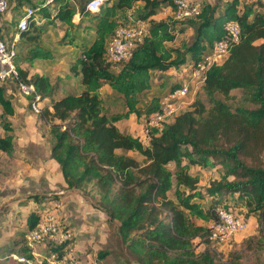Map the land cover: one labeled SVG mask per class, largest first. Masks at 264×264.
<instances>
[{
  "label": "trees",
  "instance_id": "1",
  "mask_svg": "<svg viewBox=\"0 0 264 264\" xmlns=\"http://www.w3.org/2000/svg\"><path fill=\"white\" fill-rule=\"evenodd\" d=\"M88 1L42 0L38 8L43 11L44 26L30 20L20 36L15 87L16 82L32 85L40 103L55 95L56 87L47 76H28L20 66L54 59L55 54L41 44L44 27L58 21L65 27L66 39L74 27V15L87 13ZM136 2L142 7L135 22L145 23L147 34L127 61L111 63L104 56L105 43L117 26L127 24L117 19V13L131 10ZM48 5L54 8L52 15ZM162 6L173 11L174 0H108L91 13V41L70 67V73L79 76L80 92L40 106V119L48 125L52 141L49 159L58 165L66 189L91 187L95 209L117 223V236L136 264H243L248 257L252 264H264V3L216 0L200 6L192 18L152 19ZM227 22L238 24V40L229 46L226 59L208 70L201 86L203 100L195 99L190 110L147 134L146 143L115 126L131 115L143 121L158 111L159 96H153L143 109L138 106V96L153 87L152 73L198 62L214 42L224 38ZM188 28L193 37L185 49L168 46ZM103 85L122 100L121 114L105 112ZM179 86L177 82L170 89ZM5 88H0L2 119L14 115ZM25 98L30 108L32 96ZM1 126L6 134L0 138V151L11 154V126L7 121ZM192 167L215 170L218 176L202 183L200 174L190 171ZM43 199L31 195L25 201ZM221 208L236 211L242 218L254 216L259 222V237L244 238L225 257L209 239L210 225ZM37 220L38 213L27 215L23 238L1 258L30 257L24 235ZM106 254L100 251L96 259Z\"/></svg>",
  "mask_w": 264,
  "mask_h": 264
},
{
  "label": "rangeland",
  "instance_id": "2",
  "mask_svg": "<svg viewBox=\"0 0 264 264\" xmlns=\"http://www.w3.org/2000/svg\"><path fill=\"white\" fill-rule=\"evenodd\" d=\"M6 1L8 9L4 13L6 15L4 23L9 25L14 23L15 19L22 13L23 8L28 6L40 7L42 3V0H24L19 6L17 0ZM240 1L246 3L250 0ZM215 2L216 0H193V3L199 7L205 3L214 4ZM262 2L264 3V0ZM141 7L142 5L136 2L131 10L119 11L117 19L126 21L128 24L133 23ZM46 10L51 15L54 13V8L50 5L46 7ZM42 12L40 10L38 15H41ZM170 18H172V10L168 6H162L152 17L156 21ZM39 22L43 27L45 23L43 21ZM73 23L74 27L70 29V36L66 39H63L65 27L58 21L44 27L41 44L46 49L54 52V59L45 62L36 61L33 66H20L21 69L27 70L29 76L32 74L47 76L56 87L54 96L43 98L39 104L42 108L50 105L53 100L58 99L60 96L77 94L81 90L79 76L72 75L70 67L79 55L81 48L91 41L94 23L89 13L73 17ZM8 30H10V26H8ZM192 37V29L188 28L181 34L177 33L174 42L168 44V46L183 50L191 43ZM188 67V65H183L177 69H170L163 74L152 73L151 82L153 87L138 96L139 108L143 109L153 96H159L161 100L170 92V88L175 83L188 82L190 78ZM186 69L187 71H185ZM100 93L106 113L121 114L124 111L122 100L115 93L105 86L101 87ZM231 94L236 95V98H238L237 92ZM5 95L13 101L15 106H18L19 101L21 103L20 110L13 122L8 121V117L2 119L0 112V138L6 134L1 126L5 121L9 122L13 135L12 153L6 154L0 151V256L8 251L12 243L23 238L25 232L24 221L29 212L38 213L42 206L49 207L47 202H57L60 213L59 215L55 213L59 217L57 221L61 223L60 225H64L63 228L70 231V240L67 242V255L76 258L82 264H136L117 236V223L107 221L106 215L95 209L94 202L91 199L95 198L96 195L91 187L68 190L59 186V182L56 180L58 174H60L59 169L48 162L49 149L52 144L48 133V125L40 119V114H34L30 110L25 102L26 98L17 91L12 82L5 88ZM197 98L204 99L201 87L191 83L185 105L178 112L183 113L190 110L192 102ZM236 101L237 99L234 102L229 101V103L234 104ZM131 117V121L129 119L125 123L124 130L133 135H139L142 142L146 143L147 134H145L143 121ZM137 159L140 160L139 157ZM168 168L172 170L174 165L170 164ZM190 171L199 173L202 183L218 176L217 171L210 169L200 170L197 167H192ZM7 195L11 197H7ZM31 195H40L44 199L40 203L25 201ZM169 196H172V192L169 193ZM18 201L20 202L18 203ZM14 203L17 205L15 206ZM258 226L259 222L257 220L254 227L255 233L250 238L257 239L259 237ZM200 249L198 248V250ZM100 251H105L107 254L103 259L98 260L96 256ZM227 253V249H224L221 254L225 257ZM248 259L247 262L243 261V264L253 263L254 260L251 257H248ZM0 264L23 263L9 255L6 259L0 257Z\"/></svg>",
  "mask_w": 264,
  "mask_h": 264
},
{
  "label": "built area",
  "instance_id": "3",
  "mask_svg": "<svg viewBox=\"0 0 264 264\" xmlns=\"http://www.w3.org/2000/svg\"><path fill=\"white\" fill-rule=\"evenodd\" d=\"M51 0H47L50 2ZM108 0H89L85 11L89 14L98 11L107 4ZM175 9L172 11V18L177 21L185 18H192L199 12V6L193 0H174ZM6 0H0V88L9 83L15 84L17 69L15 58L17 56V45L21 33L29 28L30 20L40 23L41 16L37 7H26L17 17L15 26L9 36L4 37L1 29V16L7 11ZM39 18V20H38ZM147 34L143 22H133L117 26L112 36L104 46V56L111 63L127 61L137 44ZM239 27L235 22H227L224 25V38L213 43L210 51L202 58L188 67L190 78L188 82L180 84L174 90H170L165 97L159 101V110L150 114L143 120L145 134L153 131H160L164 124L169 123L185 105L188 98L189 86L195 83L196 86H203L208 70L216 64H221L228 55L229 46L237 42ZM187 71V69L185 70ZM17 91L24 97H31L30 110L39 114L40 98L32 85L16 82ZM49 207L42 206L38 212L36 225L25 233V246L29 250V258L20 255H11L13 259L23 264H82L76 258L67 255V242L70 240L69 229L58 220L59 204L49 203ZM57 215H56V214ZM245 229V222L241 216L227 209H219L217 220L210 225L209 239L215 242L218 253L228 249L233 237ZM60 246V247H59ZM55 247L56 251L51 250ZM50 255V256H49ZM44 259V260H43Z\"/></svg>",
  "mask_w": 264,
  "mask_h": 264
},
{
  "label": "crops",
  "instance_id": "4",
  "mask_svg": "<svg viewBox=\"0 0 264 264\" xmlns=\"http://www.w3.org/2000/svg\"><path fill=\"white\" fill-rule=\"evenodd\" d=\"M18 3V2H17ZM18 5H19V3H18ZM20 6V5H19ZM23 10H24V8H23ZM3 17H2V19H1V29H2V35L4 36V37H7V36H9V34H10V32H11V30L13 29V27L15 26V22H16V20L17 19H15V21H14V23H10V21H9V23H10V25L9 24H5L4 23V21H6V15H2ZM78 17V16H80L78 13H76L75 15H74V17ZM13 24V25H12ZM12 25V26H11ZM8 26H10V30H8ZM10 31V32H9ZM51 51V50H50ZM54 53V52H53ZM45 62V61H44ZM35 64V62L33 63V65ZM22 65H25L26 66V64H22ZM32 65V66H33ZM33 75V74H32ZM39 75H41V74H39ZM29 76V75H28ZM7 85H9V84H7ZM7 85H6V87H7ZM106 87L107 89H109L110 90V88L107 86V85H103L102 86V88L103 87ZM101 90V89H100ZM26 103H27V105H28V101H27V99H26V101H25ZM20 101H19V104H18V106H15L14 105V103H13V101H11V104H12V106H13V109H14V115L13 116H11V117H8V121H11V122H13L14 120V118L17 116V114H18V111L20 110ZM24 103V102H23ZM0 112H1V114H3L2 113V110L0 109ZM131 116H133V115H131ZM129 117V119L130 118H132V117ZM134 117V116H133ZM129 119H127V120H122V121H119V122H117L116 124H115V126L121 131V132H125V133H129V134H131L130 132H128V131H126V130H124L125 128V123L127 122V121H129ZM136 119V118H135ZM137 120V119H136ZM139 120H142V119H138V121ZM130 121H131V119H130ZM133 121V120H132ZM131 135H133V134H131ZM139 136V135H138ZM48 162L52 165V166H54V167H57L58 168V165L53 161V160H51V159H49L48 160ZM60 172V171H59ZM57 180V182H59V186L60 187H62L63 189L64 188H66L65 187V184H64V182H63V179H62V176L60 175V174H58V178L56 179ZM7 197H11V196H8L7 195ZM20 201H18V203H19ZM15 204V203H14ZM17 204H15V206H16ZM33 212V211H32ZM236 212V211H235ZM29 213H31V212H29ZM28 215V214H27ZM27 217V216H26ZM25 217V218H26ZM243 220H244V222H245V229L242 231V232H239V233H237L234 237H233V239H232V242H231V244H230V246H229V248L227 249V251L232 247V246H235V247H238L241 243H242V241H243V239L244 238H247V237H251L252 235H254V227H255V224L257 223V219L254 217V216H250V217H248V218H242ZM24 223H25V221H24Z\"/></svg>",
  "mask_w": 264,
  "mask_h": 264
},
{
  "label": "clouds",
  "instance_id": "5",
  "mask_svg": "<svg viewBox=\"0 0 264 264\" xmlns=\"http://www.w3.org/2000/svg\"><path fill=\"white\" fill-rule=\"evenodd\" d=\"M29 7V6H28ZM35 8V7H34ZM38 8V7H37ZM41 16V15H40ZM2 17V16H1ZM41 19H42V17H41ZM21 40V39H20ZM20 42V41H19ZM19 44V43H18ZM17 47H18V45H17ZM17 53H18V51H17ZM6 87V86H5Z\"/></svg>",
  "mask_w": 264,
  "mask_h": 264
}]
</instances>
